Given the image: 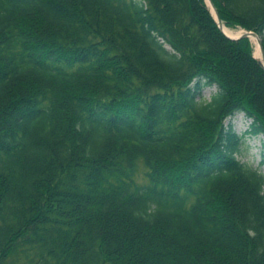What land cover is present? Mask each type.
Listing matches in <instances>:
<instances>
[{"label":"trees","instance_id":"obj_1","mask_svg":"<svg viewBox=\"0 0 264 264\" xmlns=\"http://www.w3.org/2000/svg\"><path fill=\"white\" fill-rule=\"evenodd\" d=\"M210 1L264 52V0ZM236 114L264 71L204 0H0V264H264Z\"/></svg>","mask_w":264,"mask_h":264},{"label":"rangeland","instance_id":"obj_2","mask_svg":"<svg viewBox=\"0 0 264 264\" xmlns=\"http://www.w3.org/2000/svg\"><path fill=\"white\" fill-rule=\"evenodd\" d=\"M231 30L240 31V33L244 31L239 28ZM250 44L252 46V56L255 59H260V57L258 58V56L256 55L257 45L252 41V39ZM215 92V87H203L201 90V99L203 101H209L210 97ZM250 124L251 120L245 118L243 114H236L232 118L227 119L224 123V125L230 127L232 132L240 139L238 145L239 153L237 154V159L248 167L257 170L264 177V137L262 135L249 134L248 131L250 129ZM145 173L146 168L142 161L139 160L137 163L136 173L134 177L136 183L139 186H143L147 183Z\"/></svg>","mask_w":264,"mask_h":264},{"label":"water","instance_id":"obj_3","mask_svg":"<svg viewBox=\"0 0 264 264\" xmlns=\"http://www.w3.org/2000/svg\"><path fill=\"white\" fill-rule=\"evenodd\" d=\"M205 2H206L207 7L210 10L211 16L215 20V23H216V26H217L218 30L223 34L224 37H226L229 40H233V41H237V40H241V39H248L251 42V37H254L257 40V43H258V46H259V50H260V59H256V60H257L258 64L260 65V67L264 71V52H263V49H262V46H261V40H260L259 36L256 35L253 32H250V31H243L236 37L227 36L224 33V31H223V23L220 20L219 15H218L214 5L211 3L210 0H205Z\"/></svg>","mask_w":264,"mask_h":264},{"label":"bare ground","instance_id":"obj_4","mask_svg":"<svg viewBox=\"0 0 264 264\" xmlns=\"http://www.w3.org/2000/svg\"><path fill=\"white\" fill-rule=\"evenodd\" d=\"M223 31L224 33L229 36V37H236L239 35L240 31H234V30H231V29H228V28H225L223 26ZM252 41L257 45V51H256V55L258 56V58L260 57V50H259V46H258V43H257V40L254 38V37H251Z\"/></svg>","mask_w":264,"mask_h":264}]
</instances>
